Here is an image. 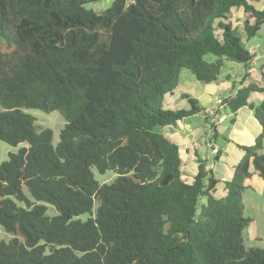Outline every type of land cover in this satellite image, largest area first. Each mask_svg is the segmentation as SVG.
I'll use <instances>...</instances> for the list:
<instances>
[{
  "label": "trees",
  "instance_id": "obj_1",
  "mask_svg": "<svg viewBox=\"0 0 264 264\" xmlns=\"http://www.w3.org/2000/svg\"><path fill=\"white\" fill-rule=\"evenodd\" d=\"M106 1L0 0V141L20 147L0 164V227L12 236L0 242V264H264V250L242 239L245 181H264V86L249 82L221 98L234 114L262 95L253 112L261 132L240 147L223 197L214 196L206 160L190 183L182 179L178 147L161 133L204 113L188 96L189 110L164 108L182 71L208 85L227 62L247 69L244 42L264 25V8L252 6L258 0H111L86 9ZM232 10L243 13L240 35ZM28 109L60 113L55 145ZM92 169L116 177L99 184Z\"/></svg>",
  "mask_w": 264,
  "mask_h": 264
},
{
  "label": "crops",
  "instance_id": "obj_2",
  "mask_svg": "<svg viewBox=\"0 0 264 264\" xmlns=\"http://www.w3.org/2000/svg\"><path fill=\"white\" fill-rule=\"evenodd\" d=\"M251 4L258 10L264 8V0L251 2ZM233 13L238 20L243 16L240 10H235ZM247 49L249 51L255 49L256 53L253 54L252 61L247 69L242 67V73L234 76L225 74L220 77L218 82L203 85L195 81L187 71H182L178 79L177 89L172 95H167L163 99L164 108L170 111L190 109L184 96L196 100L198 105L204 109V113L196 114H204L208 119V123H204L206 129L203 133L200 134L197 121L192 118L196 115L162 128L161 133L178 147L181 161L180 171L185 182L190 183L196 175L198 161L212 160V165L207 168L212 171L214 178L218 181L214 193L216 198L225 195L224 185L230 180L234 166L244 155L240 147L253 145L261 132L260 125L253 116L256 103L262 99L261 94L252 93L247 106L240 108L234 114L222 107H216L218 99L234 94L236 89L247 85L249 82L255 83L258 87L264 86V42L249 46ZM245 73L249 74L247 81L239 84ZM215 108L217 109L214 117L211 113H214ZM219 117L223 118L221 123H217ZM210 124L214 125L215 136H212ZM208 137L219 148L220 155L216 163L213 162L214 159L209 154ZM245 185L259 192L264 189V181L256 175H252L250 179H247Z\"/></svg>",
  "mask_w": 264,
  "mask_h": 264
},
{
  "label": "rangeland",
  "instance_id": "obj_3",
  "mask_svg": "<svg viewBox=\"0 0 264 264\" xmlns=\"http://www.w3.org/2000/svg\"><path fill=\"white\" fill-rule=\"evenodd\" d=\"M110 4H111V0L106 2H96L92 4H87L86 9H92L96 12H99L101 10L108 8ZM234 11L235 10L231 11L229 19L233 23L232 25L237 27L238 30L237 32L240 35L241 22H239L240 20L234 17V13H233ZM263 42H264V25L260 28L258 35L250 39L247 43L244 42V45L246 48H248L249 46L262 44ZM206 60L212 61L213 57L207 56ZM242 71L243 68L241 65L227 62L224 64L223 68L221 69L219 77H223L225 74H230L231 76L238 75L239 73H242ZM216 109L217 108H215L213 112H215ZM25 113H27L28 115L34 118L36 127H40L43 129L48 128L51 130L53 145H55L58 142L60 130L65 123L58 111L44 113L39 110L28 109L25 110ZM203 116L204 114L196 115L192 117L193 120L197 121L200 134L203 133L204 130L206 129ZM19 149L20 147H12L0 141V164L7 160V155L9 153H16ZM262 149L263 150H261L260 154L264 156V145ZM92 174L94 180L99 184L110 183L116 177V175L111 171H106L105 173L100 174L95 169H92ZM242 204H243V211H242L243 217L250 220L248 227L242 233L243 244L245 248H259L264 250V189L262 190V192H259L258 190L255 189H251L250 187L246 189L242 195ZM96 206L97 205L94 204V208ZM46 214L49 217H53L57 215V212L54 209V207L47 206ZM88 218L89 215L84 214L73 218V220L84 222ZM11 238L12 236L6 234L3 231V229L0 227V242L7 243ZM17 238L21 240L20 237Z\"/></svg>",
  "mask_w": 264,
  "mask_h": 264
},
{
  "label": "built area",
  "instance_id": "obj_4",
  "mask_svg": "<svg viewBox=\"0 0 264 264\" xmlns=\"http://www.w3.org/2000/svg\"><path fill=\"white\" fill-rule=\"evenodd\" d=\"M249 52L251 54H255L256 53V50L255 49H251ZM216 106L218 108L221 107V99H218L216 101ZM211 114H212V116H214L215 115V112L214 113H211ZM222 121H223V118L222 117H219L217 119V123H221ZM207 146L209 148V154H210V156H212V158L214 159L215 156L217 155L218 151H219V148L216 146V144H214V142L211 140L210 137H208ZM211 165H212V160L210 161V159H208V161H207V167H209Z\"/></svg>",
  "mask_w": 264,
  "mask_h": 264
}]
</instances>
